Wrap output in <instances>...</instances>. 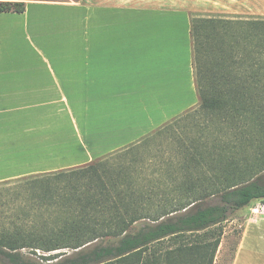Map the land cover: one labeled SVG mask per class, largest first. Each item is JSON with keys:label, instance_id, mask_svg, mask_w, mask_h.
<instances>
[{"label": "trees", "instance_id": "obj_1", "mask_svg": "<svg viewBox=\"0 0 264 264\" xmlns=\"http://www.w3.org/2000/svg\"><path fill=\"white\" fill-rule=\"evenodd\" d=\"M254 18H191L198 104L162 127L187 120L174 170L154 181L171 188L93 163L14 178L24 209L0 221V264L22 249L31 264H213L226 211L195 207L214 196L236 208L264 202V19ZM109 239L116 251L102 258ZM62 249L72 252L51 253Z\"/></svg>", "mask_w": 264, "mask_h": 264}, {"label": "crops", "instance_id": "obj_2", "mask_svg": "<svg viewBox=\"0 0 264 264\" xmlns=\"http://www.w3.org/2000/svg\"><path fill=\"white\" fill-rule=\"evenodd\" d=\"M23 4L0 11V181L92 162L195 108L192 14L264 16V0ZM251 224L234 253L264 232V217Z\"/></svg>", "mask_w": 264, "mask_h": 264}, {"label": "rangeland", "instance_id": "obj_3", "mask_svg": "<svg viewBox=\"0 0 264 264\" xmlns=\"http://www.w3.org/2000/svg\"><path fill=\"white\" fill-rule=\"evenodd\" d=\"M23 2L24 0H0V2ZM151 5H160L166 7H173L174 2L166 3H150ZM238 16L247 19H264L262 15H231L223 13H212V12H194L192 17H228L234 18ZM19 35V34H16ZM31 36L27 32L23 31L17 41L21 44L29 46ZM195 66V65H194ZM184 114V113H183ZM182 114V115H183ZM187 120H180L179 124L172 122L170 127L163 128L159 127L154 132H152L148 137L140 139L134 143L121 147L116 151L103 155L96 158L92 162L95 164L98 170L106 169L114 171V174L119 171L120 173L129 174L135 185H142L145 181L149 182L150 187L159 188L166 190V188H171L170 185L160 184L159 186L154 185V181L158 178L165 176L167 170L173 171V162L176 161V151H175V140L177 137L182 136L181 126ZM180 127V128H179ZM160 131V132H159ZM72 150L78 153V148L72 147ZM77 164L75 167L85 166L89 163L82 164V161L74 162ZM122 171V172H121ZM107 178V177H105ZM141 180V181H140ZM144 180V182H143ZM161 180V179H160ZM7 184L0 183V221L5 224L12 218L14 211H20L23 208L24 201L22 198L13 199L15 192H18L22 188L23 182H16L15 179H10ZM15 181V182H14ZM19 181V180H18ZM24 185V184H23ZM27 185V184H25ZM255 199H252V202ZM251 205V203H250ZM249 206V205H248ZM214 209L220 208L226 211V218L218 223L217 227L221 229L220 243L215 254L214 264H262L264 260V232L254 233L250 232L242 246V250H234L238 244L239 238L241 236L244 224L249 218L247 214V207L236 208L228 203H224L220 200L218 196L208 197L204 199L195 209ZM181 212L177 214H181ZM176 214L169 216L167 220L171 223L175 219ZM261 218H258L255 222H251V225H257ZM117 248V240L109 239L105 240L102 245V249L98 251L99 256L102 258L113 255ZM69 254L72 250L62 249L58 251H52L51 253H61ZM18 254L28 253L27 249H22L17 251V253L12 254L11 259H5L4 264H31L18 257ZM92 257V256H91ZM93 258H96L95 256ZM91 259V258H89ZM88 259V260H89ZM93 259L90 260V263Z\"/></svg>", "mask_w": 264, "mask_h": 264}, {"label": "built area", "instance_id": "obj_4", "mask_svg": "<svg viewBox=\"0 0 264 264\" xmlns=\"http://www.w3.org/2000/svg\"><path fill=\"white\" fill-rule=\"evenodd\" d=\"M249 222H255L258 218L264 217V202H257L248 207Z\"/></svg>", "mask_w": 264, "mask_h": 264}]
</instances>
